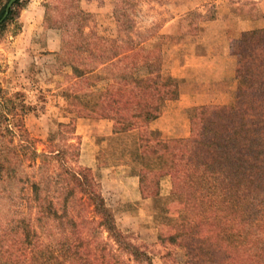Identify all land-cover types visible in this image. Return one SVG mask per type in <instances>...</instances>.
Wrapping results in <instances>:
<instances>
[{
    "label": "trees",
    "instance_id": "1",
    "mask_svg": "<svg viewBox=\"0 0 264 264\" xmlns=\"http://www.w3.org/2000/svg\"><path fill=\"white\" fill-rule=\"evenodd\" d=\"M138 1L121 0L116 37L95 31L81 0L47 2L46 26L63 31L58 60L72 67L77 82L68 107L76 117L57 124L44 150L25 126L28 106L0 87V264H153L145 245L117 226L100 175L79 164L77 117L114 121L111 154L139 176L144 197L159 200L160 179L172 177L173 191L187 199L178 235L221 242L238 264H264V25L243 32L248 45L239 82L249 107L194 106L190 136L152 138L149 125L179 99L180 79L164 55L144 54L151 34L133 17ZM15 15L11 9L0 28ZM186 17L185 33L192 34L198 20L216 13ZM99 69L119 77L120 88L85 102L81 95L91 92Z\"/></svg>",
    "mask_w": 264,
    "mask_h": 264
},
{
    "label": "rangeland",
    "instance_id": "2",
    "mask_svg": "<svg viewBox=\"0 0 264 264\" xmlns=\"http://www.w3.org/2000/svg\"><path fill=\"white\" fill-rule=\"evenodd\" d=\"M48 1L58 3V0H18L12 7L16 15L5 28H0V87L28 106L23 119L30 135L38 139L39 151L46 148L59 122H69L76 117L68 107L73 97L71 88L77 79L71 78L72 67L63 66L58 60L63 31L46 26ZM8 2L4 0L0 5V18ZM174 2L178 9L171 7ZM120 4L121 0H81L82 8L92 14L91 26L99 35L107 37L118 35L114 14ZM191 4L197 6L181 15L176 26L178 34L159 33L166 20L180 15L178 10ZM197 10L203 14L215 11V19L219 16L222 20L219 26L207 32L204 40L197 38L200 23L214 19L198 20L197 30L185 33L191 30L186 16ZM132 13L137 27L151 34L144 43L145 55L162 54L168 60L174 54L178 63L186 60L188 53L211 51L217 54L228 48L233 69L240 66L242 73L248 45L243 32L264 25V0H139ZM162 34L167 37L162 38ZM213 34L216 37L213 38ZM97 73L99 77L91 84L92 93L81 95L85 102H95L99 91L120 88L119 77L110 76L104 69ZM232 92L233 102L221 105L249 107L250 94L241 86L239 77L238 87ZM101 119L109 118H76L77 134L81 137L79 164L93 168L100 175L103 195L114 211L117 226L131 235L134 242L145 245L153 264H238L239 260H228L229 250L221 242L205 241L201 234H177V224L186 207V194L174 192L172 177L167 175L160 179L159 200L144 197L139 176L133 173L130 165L116 163L111 154L117 146L113 131L109 135L97 131L95 123ZM91 159L95 161L94 166L88 165ZM171 234L177 236L176 241L170 239Z\"/></svg>",
    "mask_w": 264,
    "mask_h": 264
},
{
    "label": "crops",
    "instance_id": "3",
    "mask_svg": "<svg viewBox=\"0 0 264 264\" xmlns=\"http://www.w3.org/2000/svg\"><path fill=\"white\" fill-rule=\"evenodd\" d=\"M196 6V4H191L185 9L178 10L181 11L180 15L166 20L161 28L162 32L159 33L178 34L179 30L176 26L179 25L181 15L195 9ZM171 7L173 10L179 8L175 2L171 4ZM221 23L219 16L212 21H201L197 38L205 37L210 29ZM215 35L213 34V38L216 37ZM231 61L232 56L228 48L217 54L211 51L188 53L186 60L178 63L175 55H171L167 60L166 68L173 76L180 79V96L179 99L171 102V105L169 104L168 110L150 123V135L157 138L188 137L192 126V119L189 115L191 107L211 103L231 104L234 96L232 90L237 89L238 77L242 71L240 66L234 70ZM95 126L99 128L97 131L100 134L109 135L113 131V121L110 119H101L95 123ZM94 164V159L88 163L90 166Z\"/></svg>",
    "mask_w": 264,
    "mask_h": 264
},
{
    "label": "water",
    "instance_id": "4",
    "mask_svg": "<svg viewBox=\"0 0 264 264\" xmlns=\"http://www.w3.org/2000/svg\"><path fill=\"white\" fill-rule=\"evenodd\" d=\"M18 0H9V2L7 3L6 5V8H5V13L4 15L0 18V24L4 22V20L7 18L8 14L10 13L12 7H13V4H15Z\"/></svg>",
    "mask_w": 264,
    "mask_h": 264
}]
</instances>
